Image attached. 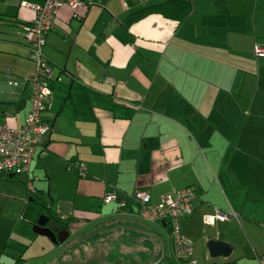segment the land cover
Instances as JSON below:
<instances>
[{
	"label": "crops",
	"instance_id": "crops-1",
	"mask_svg": "<svg viewBox=\"0 0 264 264\" xmlns=\"http://www.w3.org/2000/svg\"><path fill=\"white\" fill-rule=\"evenodd\" d=\"M23 1L0 0V124L12 128L25 123L30 104L27 87L8 80L24 79L37 69L22 28L33 21L34 11ZM91 3L78 14L61 8L46 35L43 54L53 80L41 115L51 130L27 179L0 177L1 206L45 197L62 218L79 216L69 225L74 237L118 215L155 242L161 234L138 222L167 226L139 217L143 205L135 192L148 193L155 204L191 185L197 192L193 212L180 218L179 226L193 241L196 264H217L209 260L208 238L234 246L225 261L218 257L221 264H260L264 57L254 56L253 48L264 47V0ZM81 162L83 174L76 166ZM106 194L115 200L104 213L95 206L105 204ZM116 208L119 212L112 213ZM215 209L227 220L208 222ZM12 211L15 228L22 218L25 225L20 236L4 237L3 246L16 252L12 264L19 254L23 264H36L24 258L21 246L42 236L31 231L39 206ZM165 236L167 243L162 240L159 257L150 264L173 260L165 252L175 255L168 231Z\"/></svg>",
	"mask_w": 264,
	"mask_h": 264
},
{
	"label": "built area",
	"instance_id": "built-area-1",
	"mask_svg": "<svg viewBox=\"0 0 264 264\" xmlns=\"http://www.w3.org/2000/svg\"><path fill=\"white\" fill-rule=\"evenodd\" d=\"M22 4L33 8L34 11L33 21L22 28L30 44L29 56L36 63L37 69L35 73L22 79V82L10 79L8 84L14 87L17 85L27 87L30 108L21 127L12 128L0 124V173L17 175L28 172L33 158L39 153H44L45 137L51 130V126L42 119L41 115L50 94L48 84L53 80V67L43 54L46 35L53 27L55 16L61 8L68 7L73 14H78V10L85 12L92 3L91 0H32L31 2L24 0ZM253 53L256 57H264V47L255 45ZM76 166L83 174L84 163H78ZM135 196L143 205L139 217L147 222H164L169 228L168 237L173 242L177 258L185 264H196L193 260V241L179 226L180 218L190 216L193 212L192 201L195 199V193L192 187L179 190L175 194H166L155 204L149 203L150 195L144 191L135 192ZM114 200V194H106L104 203ZM215 219L227 220V215L215 209V213L213 212L207 221L213 222Z\"/></svg>",
	"mask_w": 264,
	"mask_h": 264
},
{
	"label": "rangeland",
	"instance_id": "rangeland-1",
	"mask_svg": "<svg viewBox=\"0 0 264 264\" xmlns=\"http://www.w3.org/2000/svg\"><path fill=\"white\" fill-rule=\"evenodd\" d=\"M35 72L36 70L32 71L31 75ZM22 77L27 78L25 76ZM18 79L21 80L22 78ZM18 176H20L22 179H27L28 177L26 172H22L18 174ZM18 200L19 201H14L16 202L15 204L8 205L7 207L1 206L0 204V243L2 242L0 250L2 248L4 249L2 257L0 255V261H10L9 264H12V262L14 261L13 257L10 256L12 254H16V252H13L9 248V246H3V238L6 236L13 237L15 232L17 235H19V228L24 227L25 225L23 224L24 218H22V220L18 223L19 226L17 227V229L15 228L18 221L14 223L13 220L17 219V216L12 210L37 208V205L29 201L27 198H24L23 200L18 198ZM113 203H96L95 208L101 206L100 208L104 211V213H107V211L110 212V210L114 208ZM24 206L26 207L24 208ZM118 212L119 211L116 208L112 213ZM117 216L113 215L107 220H102V218L100 219L102 221H96V224L93 225V228H91L93 230L91 232H87L89 234L99 233V235L97 237H90V239L86 241L79 242L75 247H70L69 245L64 247L65 243L69 241L68 239L66 242L64 241L61 246L57 247L47 237L38 236L37 239L29 246H27V243H23V246H21V248H25L23 256L25 259L34 258V260L32 261H35L36 264H134V262L137 264H150L154 257L157 256L159 251H161V242L162 240H166L165 234L166 231H168L167 229L169 228H163L157 223L143 224L142 222H138V225L140 227L144 228V226L148 225L161 234L160 237L162 238V240L154 238L155 242H153V238L147 233H141V230L134 224H130L127 219L125 220ZM87 229L88 227H86V230ZM74 235L76 234L74 233L73 236ZM73 236H71V238ZM72 240L73 238L71 239V241ZM68 247L75 250L71 251L70 249H68ZM165 252L167 254L168 252H170L173 260L171 259L170 261H168V259L165 258V260H163L161 264H185L183 263V261L177 260L170 249L165 250ZM44 254L46 255L41 257ZM148 255H151L152 257L149 258ZM232 256L236 255L232 254ZM193 257H195V252L193 254ZM209 260L214 261L217 264H221V261L218 257L211 258ZM234 262L235 264H259L258 262H249L242 260H238V262L235 260ZM202 264H207V261L203 262ZM260 264H264V261H262Z\"/></svg>",
	"mask_w": 264,
	"mask_h": 264
},
{
	"label": "water",
	"instance_id": "water-1",
	"mask_svg": "<svg viewBox=\"0 0 264 264\" xmlns=\"http://www.w3.org/2000/svg\"><path fill=\"white\" fill-rule=\"evenodd\" d=\"M48 220V216L45 214H40L38 218L36 219V224L33 226V233L36 235H42L47 237L52 241L53 244L61 246V244L64 243V241L68 238L70 235L68 231L63 228L62 232L64 233V236H59L55 234L58 227L55 222L50 221V224L48 227H46V223ZM165 226V225H164ZM206 249L208 250V255L210 258H228L233 250L235 249L234 246H232L230 243H226L223 240L220 239H214V238H208L206 242ZM226 264H235L234 262L230 261V263Z\"/></svg>",
	"mask_w": 264,
	"mask_h": 264
},
{
	"label": "trees",
	"instance_id": "trees-1",
	"mask_svg": "<svg viewBox=\"0 0 264 264\" xmlns=\"http://www.w3.org/2000/svg\"><path fill=\"white\" fill-rule=\"evenodd\" d=\"M30 23H28V24H30ZM0 177L6 178V179H10V177L11 178H18V175L15 174V173L2 172V173H0ZM190 187H192V189H193V191L195 193V197H196L197 192L194 190V187L191 186V185L188 186V187H184V188H178V190H173V193H171V194H175L179 190L190 188ZM32 199H34V203H36L39 206L40 214H48V215H50V218L53 219L54 221L63 220L65 226L69 227V225L72 223V221L77 222V221H79L78 219H80L78 215H74V214H73V216L68 215L67 219H65V218L62 219V217L59 216L58 213H56L55 211L51 210V208L49 207L48 198L37 197L36 196L35 198H32ZM117 200H120V198H117ZM149 203L151 204L150 200H149ZM81 213H83V212H81ZM86 213H89V212H86ZM83 220L92 221V218L84 217ZM75 224H79V222L75 223ZM91 231L92 230H90V232ZM69 233H70V231H69ZM98 235H99V233H97V234L96 233L89 234L87 231L84 232V233L82 232V233H80V235L74 237L72 241H69L68 243H66L64 247H66L67 245H69L70 247H75L79 242L86 241V240L90 239V237H97ZM68 249H70V248L68 247ZM70 250L73 251L75 249H70ZM158 257H159V254H157V256L154 257L153 261H155ZM23 261H24V259L22 258V254H19L18 258L16 259V263H14V264H23ZM158 262H159L158 264H161L162 263V259L159 260ZM0 264H4V263H0ZM134 264H137V263H134Z\"/></svg>",
	"mask_w": 264,
	"mask_h": 264
},
{
	"label": "flooded vegetation",
	"instance_id": "flooded-vegetation-1",
	"mask_svg": "<svg viewBox=\"0 0 264 264\" xmlns=\"http://www.w3.org/2000/svg\"><path fill=\"white\" fill-rule=\"evenodd\" d=\"M45 215L48 216V220H47V223H46V227H48V225L50 224V221H53V222L56 223L58 229H57V231L55 232V234L59 235L60 237H61V236H64V233L62 232V229H63V228H65L67 231H68V230L70 231V227L65 226L63 220H60V221H54L53 219L50 218V215H48V214H45ZM62 219H63V218H62ZM69 231H68V233H69ZM69 234H70V235L68 236L67 239H68L69 241H71V239L74 238V236H73L72 233H69ZM71 236H73V237L71 238ZM70 238H71V239H70ZM67 239L65 240V242L67 241ZM69 241H68V242H69ZM68 242H67V243H68ZM65 244H66V243H65ZM55 246L59 247L58 245H55ZM158 263H159V262H158ZM158 263H157V264H158Z\"/></svg>",
	"mask_w": 264,
	"mask_h": 264
},
{
	"label": "clouds",
	"instance_id": "clouds-1",
	"mask_svg": "<svg viewBox=\"0 0 264 264\" xmlns=\"http://www.w3.org/2000/svg\"><path fill=\"white\" fill-rule=\"evenodd\" d=\"M179 260V259H178Z\"/></svg>",
	"mask_w": 264,
	"mask_h": 264
}]
</instances>
